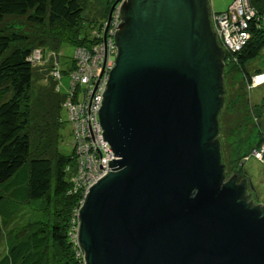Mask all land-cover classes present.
Returning <instances> with one entry per match:
<instances>
[{"label":"water","instance_id":"95a60500","mask_svg":"<svg viewBox=\"0 0 264 264\" xmlns=\"http://www.w3.org/2000/svg\"><path fill=\"white\" fill-rule=\"evenodd\" d=\"M211 15L209 0L123 1L98 110L117 159L77 213L85 264H264V207L222 164Z\"/></svg>","mask_w":264,"mask_h":264},{"label":"trees","instance_id":"16d2710c","mask_svg":"<svg viewBox=\"0 0 264 264\" xmlns=\"http://www.w3.org/2000/svg\"><path fill=\"white\" fill-rule=\"evenodd\" d=\"M97 1L0 0V23L7 17L28 16L30 22L61 27L65 35L56 46L57 56L60 58L58 51L64 45L75 49L72 61L59 70L62 79L58 80L53 76L51 63L46 66V61H35L33 51L36 48L18 45L23 37L16 33L0 36V245L6 246L0 264H48L50 247L57 253L59 264H85L75 235L77 211L83 199L74 182L79 158L75 139L71 155L66 156L58 150V131L64 126V120L69 124L64 105L70 92L68 75L75 67L76 54L81 47H97L103 43L110 11L116 2L102 0L101 7H96ZM250 4L256 13L249 27L251 37L233 56L249 80L252 75L246 65L264 49V0H250ZM219 13L212 9V14ZM106 38L109 39L108 35ZM44 68L46 70H42ZM65 77L67 83L63 82ZM33 84L46 109L40 126L45 129V136L50 135L40 141L45 147L47 142L51 146L43 155H38L39 146L33 143L30 133L36 128L32 125L37 123L32 121L29 109H22L23 98H27ZM64 88L68 92L62 95ZM82 100L80 95L78 102ZM220 117L221 114L219 120ZM70 129L73 136L72 127ZM259 143H264V137ZM222 164L228 175L223 155Z\"/></svg>","mask_w":264,"mask_h":264},{"label":"rangeland","instance_id":"374dc122","mask_svg":"<svg viewBox=\"0 0 264 264\" xmlns=\"http://www.w3.org/2000/svg\"><path fill=\"white\" fill-rule=\"evenodd\" d=\"M209 1L213 11L221 13L227 12L234 3V0ZM100 2L102 3L103 1L99 0L95 3L96 7H101ZM11 33H16L24 38L18 45L34 47L36 48L34 51H39L35 57L39 61L38 63L46 61L45 65L48 64L46 66L51 63L52 67L56 65V69L60 70L65 66L66 62H71L74 58L75 49L69 45L59 48L60 58L57 56L56 46L61 43L65 35L61 27L56 28L50 27L48 24L33 23L28 20V16L7 17L0 23V36L10 35ZM248 35L251 37L250 32ZM222 47L225 48L227 55H229V58L226 59L228 62H225L223 75L226 91L225 106L220 117L221 132L219 136L222 143V155L228 176L237 175L240 179H244L252 193L250 194L254 202L264 207V155L262 154L264 143H259L261 144L260 146L257 144L264 137V77H257L264 74V49L256 59L246 65L248 73L252 75L249 80L242 69L236 65V58L233 57L236 53L227 45ZM93 49L94 46L88 47L86 45L81 47L82 51L80 52L85 55H93ZM76 63L77 60L75 59V65H77ZM42 70H46V68ZM63 82L67 83V77L63 79ZM43 84H46V81ZM65 92L67 93L68 91L64 88L61 94L63 95ZM38 95L36 85L33 84L28 90L27 98H23L22 109H29L32 113V121L37 123V125H32V127L35 126L36 128H32L30 133L33 136V143L39 146L38 155H43L49 150L48 147L51 148V146L50 142H47L46 147L44 144L41 145L40 142L47 139L50 135L45 136V129L40 126L43 123L42 117L43 114H46V109L42 106V98L40 97L39 99ZM58 133L60 136L58 150L66 156L71 155L74 138L70 126L65 123V120L64 126L59 129ZM254 147H257V149ZM29 219L34 221L32 216H29ZM5 248L4 244L0 245V258L5 253ZM56 255L57 253L50 247L48 264H59Z\"/></svg>","mask_w":264,"mask_h":264},{"label":"built area","instance_id":"2783aa9c","mask_svg":"<svg viewBox=\"0 0 264 264\" xmlns=\"http://www.w3.org/2000/svg\"><path fill=\"white\" fill-rule=\"evenodd\" d=\"M123 1L118 3L112 12L103 43L97 47L94 46L93 55L81 53L80 48L76 54L77 65L68 75L70 92L64 106L68 111V123L72 127L75 149L79 158V171L74 182L82 193L81 204L91 186L111 171L108 166L109 161L117 159L113 157L114 153L108 143L104 142L98 110L101 107L109 73L115 66L117 48L114 36L116 28L121 23L120 11ZM255 17L256 13L250 0H234L227 12L212 14L213 28L221 47L227 45L234 53L240 52L250 39L249 27ZM107 35L109 39L106 38ZM222 48L225 50L224 47ZM38 52H33L36 62H39L35 58ZM56 68L55 65L53 76L61 80L60 71ZM257 77H264V74ZM80 95L83 96L82 102H78ZM262 154L264 155V148ZM77 229L78 224L75 229L76 238Z\"/></svg>","mask_w":264,"mask_h":264},{"label":"flooded vegetation","instance_id":"af4514ba","mask_svg":"<svg viewBox=\"0 0 264 264\" xmlns=\"http://www.w3.org/2000/svg\"><path fill=\"white\" fill-rule=\"evenodd\" d=\"M240 179V178H239ZM245 180L244 179H240V180H238V182L239 183H244V185H245V187H246V195H247V198H248V200L250 201V202H252L254 205H257L255 202H254V200H253V198L251 197V192H250V189H249V187H248V185H247V183H246V181L244 182ZM251 193V194H250Z\"/></svg>","mask_w":264,"mask_h":264},{"label":"crops","instance_id":"0c3cea01","mask_svg":"<svg viewBox=\"0 0 264 264\" xmlns=\"http://www.w3.org/2000/svg\"><path fill=\"white\" fill-rule=\"evenodd\" d=\"M258 117V116H257ZM258 121H259V119H258Z\"/></svg>","mask_w":264,"mask_h":264},{"label":"bare ground","instance_id":"6f19581e","mask_svg":"<svg viewBox=\"0 0 264 264\" xmlns=\"http://www.w3.org/2000/svg\"><path fill=\"white\" fill-rule=\"evenodd\" d=\"M245 182V181H244Z\"/></svg>","mask_w":264,"mask_h":264}]
</instances>
